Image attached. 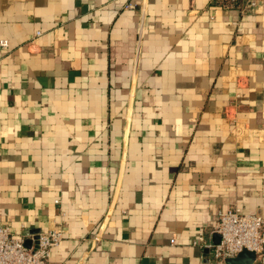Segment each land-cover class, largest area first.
Masks as SVG:
<instances>
[{
    "label": "crops",
    "instance_id": "0c3cea01",
    "mask_svg": "<svg viewBox=\"0 0 264 264\" xmlns=\"http://www.w3.org/2000/svg\"><path fill=\"white\" fill-rule=\"evenodd\" d=\"M3 40L0 227L50 264H216L264 216L263 3L0 0Z\"/></svg>",
    "mask_w": 264,
    "mask_h": 264
},
{
    "label": "built area",
    "instance_id": "2783aa9c",
    "mask_svg": "<svg viewBox=\"0 0 264 264\" xmlns=\"http://www.w3.org/2000/svg\"><path fill=\"white\" fill-rule=\"evenodd\" d=\"M231 1H246L251 8H256L259 3L264 4V0ZM131 7L132 4L126 6V8ZM41 34L38 32L36 37H40ZM0 46L6 51L9 43L3 40ZM215 232L220 236L219 244H210L207 247L211 259L216 264H224L225 259L236 257L244 251L253 252L257 257L264 256V216L233 208L219 214ZM63 239L64 235L60 228L30 234L25 227L15 233L9 227L2 226L0 227V264H50L53 250L61 245Z\"/></svg>",
    "mask_w": 264,
    "mask_h": 264
},
{
    "label": "water",
    "instance_id": "95a60500",
    "mask_svg": "<svg viewBox=\"0 0 264 264\" xmlns=\"http://www.w3.org/2000/svg\"><path fill=\"white\" fill-rule=\"evenodd\" d=\"M206 251L209 252L207 249ZM256 259L257 256L255 253L244 251L236 257L225 259L224 264H254Z\"/></svg>",
    "mask_w": 264,
    "mask_h": 264
}]
</instances>
